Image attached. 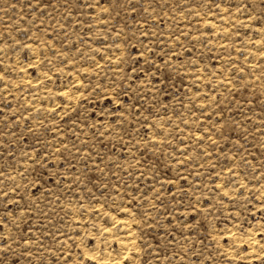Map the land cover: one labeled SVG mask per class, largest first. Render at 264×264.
<instances>
[{
  "label": "rangeland",
  "instance_id": "obj_1",
  "mask_svg": "<svg viewBox=\"0 0 264 264\" xmlns=\"http://www.w3.org/2000/svg\"><path fill=\"white\" fill-rule=\"evenodd\" d=\"M261 53L264 0H0V264H264Z\"/></svg>",
  "mask_w": 264,
  "mask_h": 264
},
{
  "label": "bare ground",
  "instance_id": "obj_2",
  "mask_svg": "<svg viewBox=\"0 0 264 264\" xmlns=\"http://www.w3.org/2000/svg\"><path fill=\"white\" fill-rule=\"evenodd\" d=\"M208 22H209V24L211 26H214V24H212L210 21H208ZM23 77L26 78L25 76H23ZM77 81H78V79H73V82L76 83ZM77 85H79V84L77 83ZM70 88L71 87H69V88L65 87V88H62V90L59 89L60 91L58 92V94L61 97L65 98V100H66L68 97H70V96L72 97V95L74 96L73 93L76 94V92L72 91L71 90L72 88L71 89ZM68 99H70V98H68ZM117 220H118V223H119L118 226H120V227L118 229L119 232L118 231H117V233L114 232L115 235H114L113 241L116 244L115 250L109 251L106 248V246L103 249H101V250H99V248H96V247H87V248L83 249V253L88 257V259L97 262V264H124L123 263V258L126 257L128 255V253L130 252L129 249H130V245L132 244L131 243L132 242L131 241V239H132L131 237L132 236L129 235L130 234V230H131L130 229V220L128 218H126V217L121 218V219H117ZM261 228L260 229L263 230V235H264V224L262 225ZM101 229L106 234V236L110 237V236L113 235V234L111 235V230L112 229H110V227H107L106 225H104V226H102ZM113 231H112V233H113ZM231 232H232V230H231ZM247 232H249V231L247 230ZM227 234H229V233H227ZM246 234H250V232L246 233ZM246 234H237L236 235V233H235V236L232 237L233 238L232 240L235 242V245H236L237 248H241L242 245H244V246L247 245L248 249L245 251L246 254L243 253L244 257H248L249 258V257L253 256L255 253L257 254V252L259 253L261 251H264V239H262V238L258 239L255 236L252 237V238H250V236H249V238H248V237H245ZM258 234H262V233L259 232ZM251 235H252V233H251ZM228 236L231 237L232 234H229ZM255 256L256 255H254V257ZM127 260H129V259H127Z\"/></svg>",
  "mask_w": 264,
  "mask_h": 264
},
{
  "label": "snow or ice",
  "instance_id": "obj_3",
  "mask_svg": "<svg viewBox=\"0 0 264 264\" xmlns=\"http://www.w3.org/2000/svg\"><path fill=\"white\" fill-rule=\"evenodd\" d=\"M39 5H40V0H36V6H39ZM28 6H29V8H31V7H33V4L29 3ZM13 7H14V5H13ZM105 11H106V9H105ZM17 43H19V42H17ZM261 56H264V53H261ZM117 103H119L118 100H117ZM0 175H2V173H0ZM13 191H14V189H13ZM0 194H2V193H0ZM4 195H6V194H4ZM25 243L27 244L28 242L25 241ZM28 255L31 256V253H28ZM262 257H264V253H262ZM4 264H7V262H4ZM13 264H14V262H13Z\"/></svg>",
  "mask_w": 264,
  "mask_h": 264
}]
</instances>
